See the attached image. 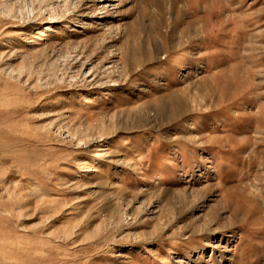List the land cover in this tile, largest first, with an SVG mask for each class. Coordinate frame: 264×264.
Returning a JSON list of instances; mask_svg holds the SVG:
<instances>
[{"label":"rangeland","instance_id":"obj_1","mask_svg":"<svg viewBox=\"0 0 264 264\" xmlns=\"http://www.w3.org/2000/svg\"><path fill=\"white\" fill-rule=\"evenodd\" d=\"M0 264H264V0H0Z\"/></svg>","mask_w":264,"mask_h":264},{"label":"bare ground","instance_id":"obj_2","mask_svg":"<svg viewBox=\"0 0 264 264\" xmlns=\"http://www.w3.org/2000/svg\"><path fill=\"white\" fill-rule=\"evenodd\" d=\"M172 4H175V2H173ZM173 6H175V5H173ZM172 6V8L171 9H174V7ZM192 13H194V12H192ZM199 20V19H198ZM193 24H194V22H192V26H191V32H193V33H197L198 32V30L196 29V28H193L194 26H193ZM187 29V28H186ZM171 35V34H170ZM172 36V35H171Z\"/></svg>","mask_w":264,"mask_h":264}]
</instances>
